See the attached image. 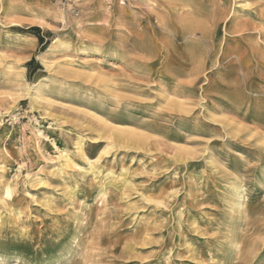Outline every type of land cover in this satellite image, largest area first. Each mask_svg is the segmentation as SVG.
<instances>
[{
  "label": "rangeland",
  "instance_id": "374dc122",
  "mask_svg": "<svg viewBox=\"0 0 264 264\" xmlns=\"http://www.w3.org/2000/svg\"><path fill=\"white\" fill-rule=\"evenodd\" d=\"M0 264H264V0H0Z\"/></svg>",
  "mask_w": 264,
  "mask_h": 264
},
{
  "label": "bare ground",
  "instance_id": "6f19581e",
  "mask_svg": "<svg viewBox=\"0 0 264 264\" xmlns=\"http://www.w3.org/2000/svg\"><path fill=\"white\" fill-rule=\"evenodd\" d=\"M61 18L62 20H65L66 19V15L64 12L61 13ZM78 147H79V152L81 154L84 153V150H83V147H82V141H80L78 143ZM56 150L59 152V163H60V166H61V170H64V169H68V168H73V167H79L77 164H75V162L73 161L72 157L70 154H67V153H63L62 151H60V149L55 146ZM66 152V151H65ZM106 152V151H105ZM109 152V151H108ZM100 158V157H99ZM99 158L96 159V163H98L99 161ZM87 159V162H88V165L90 166V169H89V173H92V174H96L95 175V178H98V174L101 173L100 169L97 167V165H95L93 163V161H91L90 159L86 158ZM80 168V167H79ZM82 169V168H80ZM113 172H110L109 175H112ZM113 178V177H112ZM108 184H113L112 182L108 183ZM115 184V183H114ZM129 182L127 180H122V182L120 183V185L123 187V189H127L128 186H129ZM106 188H107V184H102L100 185L99 189H100V192H99V195L104 197L106 195ZM13 197V190L12 188L9 186L6 191H5V199H11Z\"/></svg>",
  "mask_w": 264,
  "mask_h": 264
},
{
  "label": "trees",
  "instance_id": "16d2710c",
  "mask_svg": "<svg viewBox=\"0 0 264 264\" xmlns=\"http://www.w3.org/2000/svg\"><path fill=\"white\" fill-rule=\"evenodd\" d=\"M37 37H38L39 43H40V44H43V37H41V36H37ZM43 50H44V49H43ZM33 63H34V60L30 61L29 65L31 66ZM38 69H40V66H39V65H37L36 69L31 70V71L29 72V77H31V75H32L34 72H36Z\"/></svg>",
  "mask_w": 264,
  "mask_h": 264
},
{
  "label": "built area",
  "instance_id": "2783aa9c",
  "mask_svg": "<svg viewBox=\"0 0 264 264\" xmlns=\"http://www.w3.org/2000/svg\"><path fill=\"white\" fill-rule=\"evenodd\" d=\"M72 13H73V14H76V13H78V10L74 8V9L72 10Z\"/></svg>",
  "mask_w": 264,
  "mask_h": 264
}]
</instances>
